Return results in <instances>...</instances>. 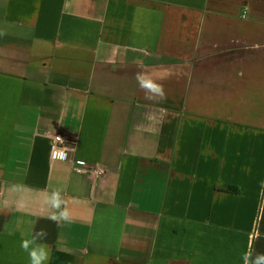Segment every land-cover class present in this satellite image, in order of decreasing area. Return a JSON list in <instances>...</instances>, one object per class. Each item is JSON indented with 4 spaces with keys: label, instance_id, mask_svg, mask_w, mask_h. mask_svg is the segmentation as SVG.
Segmentation results:
<instances>
[{
    "label": "crops",
    "instance_id": "0c3cea01",
    "mask_svg": "<svg viewBox=\"0 0 264 264\" xmlns=\"http://www.w3.org/2000/svg\"><path fill=\"white\" fill-rule=\"evenodd\" d=\"M34 222L47 264H255L264 0H0V264Z\"/></svg>",
    "mask_w": 264,
    "mask_h": 264
},
{
    "label": "clouds",
    "instance_id": "9594fccd",
    "mask_svg": "<svg viewBox=\"0 0 264 264\" xmlns=\"http://www.w3.org/2000/svg\"><path fill=\"white\" fill-rule=\"evenodd\" d=\"M140 87L147 92L152 91L154 88L162 87L160 85H155L151 81L138 80ZM45 203L50 206L54 211L51 215L46 217L53 223L60 224L61 222H70V212L64 207L65 201L59 190H54L49 196L45 198ZM35 223H33V229L30 238H25L21 240L20 247L23 251L28 254L29 264H47L49 259V246L46 243L48 231L46 228H35ZM255 264H264V255H259L256 258Z\"/></svg>",
    "mask_w": 264,
    "mask_h": 264
},
{
    "label": "built area",
    "instance_id": "2783aa9c",
    "mask_svg": "<svg viewBox=\"0 0 264 264\" xmlns=\"http://www.w3.org/2000/svg\"><path fill=\"white\" fill-rule=\"evenodd\" d=\"M53 139H54V141L57 144H60V145H63L65 143H67L65 141V139H64V136H62V134L61 133H58V132H56V133L53 134ZM90 170L93 171L96 174H99V173L102 172V168H100V167H92V168H90Z\"/></svg>",
    "mask_w": 264,
    "mask_h": 264
}]
</instances>
